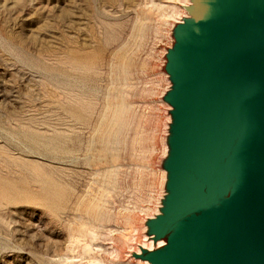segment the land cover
<instances>
[{
  "label": "rangeland",
  "instance_id": "obj_1",
  "mask_svg": "<svg viewBox=\"0 0 264 264\" xmlns=\"http://www.w3.org/2000/svg\"><path fill=\"white\" fill-rule=\"evenodd\" d=\"M192 1L0 0V264H146Z\"/></svg>",
  "mask_w": 264,
  "mask_h": 264
},
{
  "label": "water",
  "instance_id": "obj_2",
  "mask_svg": "<svg viewBox=\"0 0 264 264\" xmlns=\"http://www.w3.org/2000/svg\"><path fill=\"white\" fill-rule=\"evenodd\" d=\"M170 55L174 195L152 264H264V0H193Z\"/></svg>",
  "mask_w": 264,
  "mask_h": 264
},
{
  "label": "bare ground",
  "instance_id": "obj_3",
  "mask_svg": "<svg viewBox=\"0 0 264 264\" xmlns=\"http://www.w3.org/2000/svg\"><path fill=\"white\" fill-rule=\"evenodd\" d=\"M72 61V60H71ZM73 63H74V61H73ZM72 63V64H73ZM88 66V65H87ZM79 68V67H78ZM83 68V67H82ZM84 69V68H83ZM82 69V70H83ZM87 69V68H86ZM85 69V70H86ZM57 144V143H56ZM61 147V146H60ZM55 149V148H54ZM97 202V201H96ZM97 205V204H96ZM96 208V207H95ZM96 213V212H95ZM90 216V215H89ZM83 217V216H82ZM157 236H156V234L153 236V238H151V239H149V240H151L152 242H153V249H148V248H146L147 249V251H148V253H155V251H157V250H166L170 245H169V243L168 242H166L165 240H163V239H159V238H156ZM144 263H146V264H152L151 263V261H149V260H147V259H145L144 260Z\"/></svg>",
  "mask_w": 264,
  "mask_h": 264
}]
</instances>
